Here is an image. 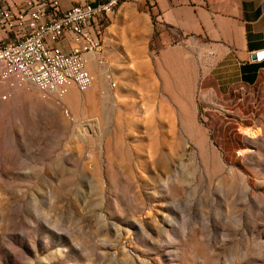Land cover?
<instances>
[{
	"label": "rangeland",
	"instance_id": "obj_1",
	"mask_svg": "<svg viewBox=\"0 0 264 264\" xmlns=\"http://www.w3.org/2000/svg\"><path fill=\"white\" fill-rule=\"evenodd\" d=\"M101 37L64 107L0 85V264H264V79L219 93L138 4Z\"/></svg>",
	"mask_w": 264,
	"mask_h": 264
},
{
	"label": "built area",
	"instance_id": "obj_2",
	"mask_svg": "<svg viewBox=\"0 0 264 264\" xmlns=\"http://www.w3.org/2000/svg\"><path fill=\"white\" fill-rule=\"evenodd\" d=\"M140 1L98 0L94 6H73L62 12L56 0H28L22 11H0V34L12 37L8 43L0 41V85L31 84L64 107L62 99L72 89L84 93L93 86L89 66L106 65L102 23L118 6ZM7 98L2 96L4 101Z\"/></svg>",
	"mask_w": 264,
	"mask_h": 264
},
{
	"label": "crops",
	"instance_id": "obj_3",
	"mask_svg": "<svg viewBox=\"0 0 264 264\" xmlns=\"http://www.w3.org/2000/svg\"><path fill=\"white\" fill-rule=\"evenodd\" d=\"M27 1L0 0V11H22ZM56 1L62 12L73 6L98 3V0ZM125 4L128 3L120 7ZM138 5L146 8L168 33L208 45L207 79L219 93H227L236 86H252L264 79V59L251 61L254 54L264 51V0H141ZM11 40V36L0 34L3 43ZM61 47L67 50L65 44ZM94 66L90 65L89 71H94Z\"/></svg>",
	"mask_w": 264,
	"mask_h": 264
},
{
	"label": "water",
	"instance_id": "obj_4",
	"mask_svg": "<svg viewBox=\"0 0 264 264\" xmlns=\"http://www.w3.org/2000/svg\"><path fill=\"white\" fill-rule=\"evenodd\" d=\"M264 59V51L258 52L251 57V61L260 62Z\"/></svg>",
	"mask_w": 264,
	"mask_h": 264
},
{
	"label": "bare ground",
	"instance_id": "obj_5",
	"mask_svg": "<svg viewBox=\"0 0 264 264\" xmlns=\"http://www.w3.org/2000/svg\"><path fill=\"white\" fill-rule=\"evenodd\" d=\"M120 6H118V8H119ZM116 10H114V12H115ZM113 12V13H114ZM106 78H107V76H106ZM110 78H107V80H109ZM241 133L242 134H244V135H246V136H254L255 135V132H253L252 130H250V129H247V128H243V129H241Z\"/></svg>",
	"mask_w": 264,
	"mask_h": 264
}]
</instances>
